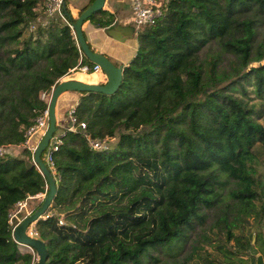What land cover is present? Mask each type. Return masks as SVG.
Returning <instances> with one entry per match:
<instances>
[{"label":"trees","instance_id":"16d2710c","mask_svg":"<svg viewBox=\"0 0 264 264\" xmlns=\"http://www.w3.org/2000/svg\"><path fill=\"white\" fill-rule=\"evenodd\" d=\"M40 4L0 0V264H36L9 214L46 193L24 146L41 96L94 66ZM106 12L88 21L105 29ZM77 93L86 127L65 129L52 151L57 193L35 222L46 264H264V0H166L116 92ZM85 133L113 142L94 149Z\"/></svg>","mask_w":264,"mask_h":264},{"label":"water","instance_id":"95a60500","mask_svg":"<svg viewBox=\"0 0 264 264\" xmlns=\"http://www.w3.org/2000/svg\"><path fill=\"white\" fill-rule=\"evenodd\" d=\"M106 0H93L84 10L79 11L78 17L72 23L75 40L81 53L92 63L98 65L105 76L103 83H88L77 79H65L58 82L51 90V95L48 100V128L44 135L38 141L33 153V163L39 169L46 181V193L41 203L32 209V212L23 216V212L18 213L12 218V231L13 240L25 249L31 248L36 255V264H46L48 253L45 242L39 237L31 236L27 233L28 227L35 223L38 219L43 218L47 213L51 203L53 202L56 193V183L51 170L47 167L42 159V153L48 147L50 141L56 132V114L55 108L59 96L67 91L72 92H97L106 95H111L119 88L123 68L122 66L115 65L104 53L95 51L86 40L83 24L88 18L98 11L104 9ZM104 33L116 41L124 42L134 36V27L130 25H121L114 22L111 26L104 29Z\"/></svg>","mask_w":264,"mask_h":264},{"label":"crops","instance_id":"0c3cea01","mask_svg":"<svg viewBox=\"0 0 264 264\" xmlns=\"http://www.w3.org/2000/svg\"><path fill=\"white\" fill-rule=\"evenodd\" d=\"M72 8L70 10L72 17H78L79 11L89 5L92 1L91 0H70ZM112 4H118L119 6L124 5V1L122 0H106L104 9L112 12L111 6ZM130 19L125 20L123 23L120 21H116L121 25H130ZM83 30L86 37V40L89 42L90 46L98 52L104 53L113 63L114 61H119L122 63V66L126 65L131 58L134 56L136 48H137V35L134 31V36L131 39H127L124 42L116 41L110 38L108 35L104 33V28H98L93 26V24L89 21H86L83 24ZM129 56L126 58V54ZM124 63V64H123ZM115 64V63H114ZM116 65V64H115ZM69 79H77L88 83H103L105 82V76L101 72L95 73H81V72H72L69 74ZM79 93L67 91L59 96L56 103L55 114H56V132L55 137L58 138L64 134L66 127L68 126V119L67 113L71 110L77 103L79 99ZM39 135H34L30 143L35 145L38 143ZM21 147L20 146H13L7 151H10L11 154L15 156H19L21 154ZM43 195H37L35 197H31L27 199L26 206L22 209L23 216L30 212L37 201L42 200ZM35 223H32L28 229L27 233L31 236H35ZM34 261L36 263V258L34 256Z\"/></svg>","mask_w":264,"mask_h":264},{"label":"built area","instance_id":"2783aa9c","mask_svg":"<svg viewBox=\"0 0 264 264\" xmlns=\"http://www.w3.org/2000/svg\"><path fill=\"white\" fill-rule=\"evenodd\" d=\"M128 1L133 10V15L131 17L133 24L131 25L134 27L135 31H137L140 26L152 27L156 25L159 17L162 14L163 5L166 2V0H128ZM39 8H41L47 14L48 17H54L66 23L71 30L72 36L75 38V32L72 23H70L64 11L65 0H41V4L39 5ZM75 71L86 74L95 73V72L102 73L100 67L96 64H94L93 67H89L87 64H79L75 68H72L70 70V73ZM50 95L51 92L48 95L43 93L41 97L48 102ZM73 108L69 110L67 113L68 126L66 127V129L71 131H77L78 129H82V130L85 129L86 127L85 123L77 120V118L73 114ZM47 128H48V112L46 109L43 115L36 118L33 125H31L25 131L24 145L31 150L32 156L36 148V144L32 145L30 143L31 138L34 135H39V140H40L41 137L44 135L45 131L47 130ZM60 137L58 138H56L55 136L53 137L52 141L49 143V146L51 145V148L45 153V162L47 166L52 170L54 168L52 151H56L58 149V146L61 143ZM84 138L89 143V145L94 149H102L107 147L106 139H104L103 141L96 140L90 137L86 133L84 134ZM5 151L6 150L4 148H0V153H4ZM26 201L27 200L19 201L16 204L15 211L9 214V222L11 224H12V218L16 216L18 213H20L22 209L26 206ZM30 212H28L27 214H29ZM59 224H62V219L59 220ZM12 227L14 228V226ZM34 235H37V233L35 232ZM29 250L31 252H34L31 248H29Z\"/></svg>","mask_w":264,"mask_h":264},{"label":"rangeland","instance_id":"374dc122","mask_svg":"<svg viewBox=\"0 0 264 264\" xmlns=\"http://www.w3.org/2000/svg\"><path fill=\"white\" fill-rule=\"evenodd\" d=\"M122 1H124V5L123 6H119L118 4L116 5V4H112V6H111V9H112V12H106V13H103L102 15H104L105 17H107L108 18V20H114V22H116V21H120L121 23H123L125 20H127V19H130L131 17H132V15H133V10H132V8H131V6H130V3H129V1L128 0H122ZM65 5H66V7H67V9L70 11L71 10V8H72V5H71V2H70V0H65ZM71 13V12H70ZM88 21V20H87ZM130 22H131V24H133V21L132 20H130ZM85 23V22H84ZM145 26H140L139 27V29L136 31V35H138V34H140L141 32H143L144 30H145ZM84 31V30H83ZM215 49L214 48H212V47H210V49H202V51H201V55H205L207 52H212V51H214ZM130 54V53H129ZM129 54L127 53L126 54V58L129 56ZM114 63L116 64V65H121L122 63H120L119 61H114ZM124 64V63H123ZM125 65H123V67H124ZM225 66V69H226V67H227V63L224 65ZM70 74V73H69ZM250 95V97L254 100V95H253V93H250L249 94ZM260 121L262 122V123H264V114H263V116L260 118ZM113 139V138H112ZM113 142V140L112 141H108L107 142V145H110L111 143ZM44 158H45V156H44ZM207 221H208V219H207ZM209 222V223H208ZM207 222V225L206 226H209V224H210V222L211 221H208ZM246 227V229H247V227H249L248 225L247 226H245ZM208 229V228H207ZM204 229L205 230V233H207L208 235H210L211 237L213 236L212 235V231L213 230H211V229ZM237 233V232H236ZM195 236H193V238H194ZM221 237H223V236H221ZM213 243H215V241L213 242ZM231 243H233V241H231ZM203 245V244H202ZM22 249H25L24 247H21ZM203 248H205L206 249V252H208V253H210L211 255L212 254H214V251H213V247L212 246H210V245H208V244H206V245H203ZM201 252V254L202 255H205V253H204V251L203 250H200ZM156 254H158V255H160L161 253H157L156 252ZM184 255V253L182 254H180V255H178L177 257L178 258H181L182 256ZM219 261H220V263H222L223 262V257L221 256V255H219ZM182 260V258L180 259V261ZM150 264H153L152 262L150 263Z\"/></svg>","mask_w":264,"mask_h":264},{"label":"clouds","instance_id":"9594fccd","mask_svg":"<svg viewBox=\"0 0 264 264\" xmlns=\"http://www.w3.org/2000/svg\"><path fill=\"white\" fill-rule=\"evenodd\" d=\"M131 24V23H130ZM135 31V30H134ZM135 33H136V31H135ZM103 73V72H102ZM48 103V102H47ZM54 137V136H53ZM39 141V140H38ZM52 141V140H51ZM50 141V142H51ZM37 145V144H36ZM25 146V145H24ZM49 146V145H48ZM48 148V147H47ZM46 148V149H47ZM29 149V148H28ZM30 150V149H29ZM31 159H32V162H33V156H32V154H31ZM43 161L45 162V158L43 159ZM46 163V162H45ZM34 165H35V167L38 169V167H37V165L35 164V163H33ZM47 165V164H46ZM48 167V166H47ZM49 168V167H48ZM50 169V168H49ZM39 170V169H38ZM51 170V172H53V170L52 169H50ZM42 195V194H41ZM44 195L45 194H43V197H44ZM43 199V198H42ZM34 209V208H33ZM32 211V210H31ZM22 212V211H21ZM20 212V213H21ZM46 215V214H45ZM45 215H44V217H45ZM25 216V215H24ZM13 226V225H12ZM13 231V230H12ZM36 237H37V235H35ZM21 247V246H20ZM27 250H29V249H27ZM30 251V250H29ZM31 252V251H30ZM33 253V255L35 256V258H36V255H35V252H32Z\"/></svg>","mask_w":264,"mask_h":264}]
</instances>
